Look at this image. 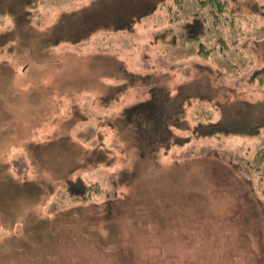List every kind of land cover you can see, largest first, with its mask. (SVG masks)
<instances>
[{
  "label": "rangeland",
  "instance_id": "1",
  "mask_svg": "<svg viewBox=\"0 0 264 264\" xmlns=\"http://www.w3.org/2000/svg\"><path fill=\"white\" fill-rule=\"evenodd\" d=\"M221 1L0 0V264H264V129L193 135L264 112V0ZM156 87L186 125L154 157L124 117Z\"/></svg>",
  "mask_w": 264,
  "mask_h": 264
},
{
  "label": "trees",
  "instance_id": "2",
  "mask_svg": "<svg viewBox=\"0 0 264 264\" xmlns=\"http://www.w3.org/2000/svg\"><path fill=\"white\" fill-rule=\"evenodd\" d=\"M211 1L215 3V8L218 10L225 7V3L221 0ZM195 19L191 22H182L183 24L178 32V37L181 39L182 44L187 41L199 40L208 29L204 18H199L197 15ZM227 40H231V38L220 37L218 39L220 45L214 46L209 50L200 43L198 45L199 53L208 55L211 50H218L219 47L221 50L225 49L229 47ZM251 78L249 81L258 82L260 86H264V65L257 69ZM183 103V101H178V99L174 101L171 97V92L166 87H156L152 90V96L148 102L134 105L127 112L125 111L124 119L127 118V122L133 120L135 128L133 136L139 144L142 155L150 153L156 157L158 155L157 152L161 148L167 147L169 142L172 144L174 140L178 141L181 139L176 136L172 129L186 125ZM261 104L260 101L242 105L238 104L234 107L232 115L228 117H222L217 122H210L208 124L201 122L197 124L194 127L193 135L200 137L217 134L256 136L264 129V112H260ZM136 108H140V110ZM134 114L136 115L134 116ZM133 116L136 118L135 120ZM253 168L259 171V177L264 182V147L259 150L253 159ZM261 187L264 193V186ZM68 191L71 196L81 197L85 200L89 198L92 187L78 185L73 188L69 187Z\"/></svg>",
  "mask_w": 264,
  "mask_h": 264
}]
</instances>
